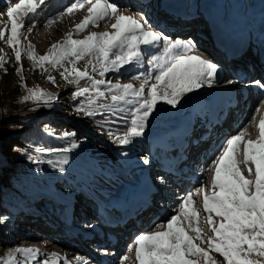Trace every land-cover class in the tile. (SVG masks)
<instances>
[{
	"label": "rangeland",
	"instance_id": "rangeland-1",
	"mask_svg": "<svg viewBox=\"0 0 264 264\" xmlns=\"http://www.w3.org/2000/svg\"><path fill=\"white\" fill-rule=\"evenodd\" d=\"M194 1L199 4L203 0ZM18 2L19 0L12 3H9V0H0V13L4 14L0 16V28L7 26L10 29L11 25L6 12L9 7ZM121 2L122 0H119V3ZM71 4L72 2L68 3L69 6ZM129 4L132 6V2ZM192 4H194L193 0ZM4 5L5 7L2 8ZM53 5L54 3H50L48 8L46 3L42 5L46 10L37 15H31V19L26 20L25 29L20 30L18 34L20 41L18 47L21 51L19 64L15 59L13 49L7 43L10 33L6 31L5 37L0 39V57L6 60V63L0 65V186H2L0 188V259L6 264H45V261L47 264H57L60 253L64 252H58L55 250L57 247L47 245L50 241L47 238H40L36 242L35 240L38 238L35 236H38L37 232L39 231H35V235L33 233L35 229L30 228L32 226V228H42V224L46 225L48 231L45 234L53 239V246H60L58 240L66 241L68 237L55 239V236H62L53 226V221L48 222L45 216L49 220L55 219L59 222V230H64L67 226L77 229L78 226L88 228L89 225L100 224L99 216L96 221L90 212L93 211L91 210L92 201H89L91 199L88 200V198L96 199L97 194L100 195L99 191L112 195L125 179H127L125 183H131L129 181L132 180V173L131 177L128 176L130 167L122 163L121 154L142 152L141 145L137 144L135 137H132L131 143L127 145H122L117 139V137L125 135L131 127V119L135 110L132 105L124 102H118V106L114 105L111 100L112 92L105 85H100L99 88L100 91L106 93V98H98L91 81L81 79L78 83L69 82L75 79L74 76H69L67 81L63 79L61 73H64L65 68L71 72L73 63L69 61L74 58L65 61L63 67L55 68L47 62L42 68L40 65H34L33 61L28 58L27 53L30 50H34L37 57L46 55L51 45L64 40L69 32L73 33V39L83 40L93 32L111 33L114 31L112 25L115 23V19L113 18L107 19V22L99 21L98 26L89 24L84 31L77 33L75 26L88 15L89 5L86 4L81 9L82 11L76 10L72 14V19L65 20L63 18L60 24L54 22L55 18L60 16L52 10ZM174 6H178V4ZM118 7L124 8L123 6ZM120 8L118 9L122 14L133 15L132 17H136L135 19L142 24L145 20L147 21L144 14L140 15ZM180 19L182 20V18ZM187 22L195 27L200 20L197 18ZM28 26H31V31L27 30ZM62 27L69 31L67 30L66 34L57 35ZM29 45L32 46L31 49ZM147 52L148 49H145V64L149 58ZM89 60L92 61L91 64L88 63ZM103 62L102 56L93 54L76 62L75 67L81 71L87 70L93 79H105L113 84L121 85L131 83L136 89H139L140 81L132 80L130 77L148 74L147 70H143L140 66H134L135 68L127 69L128 73L124 75V78H120L118 73L115 74V71L108 72L101 77L99 72ZM93 65L96 71L92 70ZM18 68L22 69L19 74ZM64 74L67 75V73ZM49 77H53L55 83H52ZM84 87L92 89L91 93L84 96H73V92ZM37 89L43 90L47 96L42 100L29 98L25 101L24 98L30 96V90ZM157 105L166 106L167 104L159 101ZM81 108L84 111H78ZM120 108H123L124 111H120ZM87 111H92L95 115L88 117L85 115ZM20 116L24 118L36 117L35 119L25 118L23 128L21 126L14 127L11 124L6 125L10 120ZM30 129H33V132H27ZM65 132L75 133V135L64 138L63 133ZM116 142L118 145L115 144ZM73 143H76L78 147L72 148ZM113 144H115L114 147H117L116 149L112 147ZM120 145L121 147H119ZM63 147L70 148V151L49 155L35 150L36 148ZM133 147L134 149H132ZM143 153L146 154L145 149ZM50 160L52 163H48ZM65 160L66 163H64ZM52 167L56 170H52ZM60 168H63L64 171L60 172ZM66 172H70L73 177ZM84 187L86 190L81 191ZM5 188L13 189L14 193L6 196ZM63 205H66V208ZM72 215L75 216L73 221H77L74 222L76 225L65 224L62 219L72 217ZM138 216L145 220L141 215ZM51 231L55 234L54 236L51 235ZM95 232L91 233L99 234V232ZM209 236H211L210 233L205 235L206 239L202 246L205 249L208 247L207 238ZM28 248L38 251L35 255H26L18 251V249ZM78 250H75L76 256L80 254ZM210 255L219 256L214 252H210ZM83 256L89 258V253L88 256L87 254ZM190 259L195 260L196 257L193 256ZM68 260L76 261L74 257H66V261ZM66 261L63 264H67ZM120 261L122 259H119L118 262Z\"/></svg>",
	"mask_w": 264,
	"mask_h": 264
},
{
	"label": "snow or ice",
	"instance_id": "snow-or-ice-1",
	"mask_svg": "<svg viewBox=\"0 0 264 264\" xmlns=\"http://www.w3.org/2000/svg\"><path fill=\"white\" fill-rule=\"evenodd\" d=\"M45 3L46 0H19L7 9L6 15L11 27L0 28V39L5 37L6 31L10 33L7 43L13 49L18 64L21 60L18 34L20 30L25 29L26 20L31 19V15ZM86 4L89 5L88 15L75 26L77 33L84 31L89 24L98 26L99 21L107 22V19L113 18L114 31L93 32L83 40L73 39V33L69 32L63 42L52 44L46 55L37 57L34 50L28 51L27 55L34 65H40L42 68L46 62L54 68L63 67L65 61L74 58L69 61L73 63L71 72L65 68L64 73L67 75L61 73L66 81L69 80V76L75 78L69 82L78 83L81 79L91 81L98 98H106V93L99 88L100 85H105L112 92L111 100L117 106L118 102L133 104L134 101L139 100V105L133 112L131 127L125 135L117 137L122 145L131 143L132 137L143 134L146 122L159 101L175 108L188 93L204 85L211 87L213 83L218 82L217 64L193 54L197 48L191 40L171 42L160 32L145 30L144 24L132 16L122 14L118 6L110 0H75L66 9V13L72 14L74 10L84 8ZM3 15L0 13V16ZM27 30L31 31V26H28ZM162 41L165 44L163 53L151 54L146 61L150 66L148 74L130 77L132 80L140 81L139 89L134 88L131 83L121 85L105 79H93L87 70L81 71L75 67L76 62L93 54L103 57L104 62L99 72L101 77L111 71L119 72L126 65L143 66L146 53L142 46L159 47ZM31 47L29 45L30 49ZM4 63H6L5 58L0 57V65ZM88 63L91 64L92 61L89 60ZM21 70L17 69L18 74ZM92 70L96 71L94 65ZM49 80L55 83L53 77H49ZM259 86L264 88V84ZM91 91L89 87H84L73 92V96H84ZM46 96L43 90L37 89L30 90V96L24 99L25 101L29 98L42 100ZM119 110L124 111L123 108ZM78 111L84 110L81 108ZM255 111L259 113L260 109L257 108ZM85 115L92 117L95 113L87 111ZM258 132L259 135L254 141L243 139L246 128L229 137L225 141L226 147H222V151L215 155L211 164L205 169L206 172H212L214 169L211 194L204 186L195 190V195L203 197V211L207 214L205 223L212 233L207 238V249L194 243L195 240L204 243L203 229L194 223L200 210L194 207V194L188 193L181 200L177 215L171 216L164 223L153 225L147 233L135 238L137 264H264V118L259 121ZM74 135L75 133H63L64 138ZM241 144H243L244 169L239 166L237 160V150ZM71 147L76 148L78 145L73 143ZM35 150L51 155L69 152L70 148H36ZM66 162L65 160L64 163ZM144 163L148 164L149 161L145 159ZM249 165L255 166V179H247L243 174L245 170L249 175L253 174V168ZM59 171L63 172L64 169L60 168ZM213 214L219 219L214 220ZM18 251L26 255H35L38 250L28 248ZM131 252L130 248L129 253ZM210 252L218 253L219 256L214 257ZM105 254L107 255V252ZM193 256L196 257L195 260L190 259ZM76 259L82 260L81 257ZM121 259L127 262L131 256L126 254Z\"/></svg>",
	"mask_w": 264,
	"mask_h": 264
},
{
	"label": "bare ground",
	"instance_id": "bare-ground-1",
	"mask_svg": "<svg viewBox=\"0 0 264 264\" xmlns=\"http://www.w3.org/2000/svg\"><path fill=\"white\" fill-rule=\"evenodd\" d=\"M14 1L15 0H11L10 2L9 0V3H12ZM110 1L113 3H118L117 6H121V7L123 6L126 10L133 11L136 14H140V15L144 14L146 15V17H149L151 19L152 14L148 12L147 8L145 9L144 4L149 5V8L151 7V9H153L155 2L158 0H147V1H142V2L140 1L137 2L138 0H132L131 1L132 6H130L131 4L128 3V0H122L121 3H119V0H110ZM263 1L264 0H251V2L247 0H203L199 4H197V7L201 9L202 13L197 9L188 8V4L192 3L191 0H170L168 3H165V0H164V2L162 1L163 2L162 4H165V7L169 9V11L173 10V12H178L182 10V13L179 16L181 18L185 16L184 19L188 18L191 22L197 18L199 19L202 18L203 20H208V19L215 20L216 18L219 19L222 15H225L226 13L224 11L223 3H228L230 7V12L226 13V19L220 21L217 27L215 28L217 29L219 33L217 38L220 41L227 40L229 36H232L231 34H228L227 32H231L232 30H237L234 34H237L238 38L241 40V43L235 47L233 45H231V47L229 46L230 52L232 51L237 52L239 51V48L241 51L245 50L246 47H245L244 40H245V35L247 34L244 33V31L241 30V28L236 29V25L243 24L244 20L247 17L250 18L252 15H255V12H252V11H256L260 9L263 5L262 4ZM70 2H72L73 4L75 0H46V7L48 8V5L50 3H54L52 10L55 11L60 16V17L55 18L56 19L54 21L55 23L58 22L60 24L63 18L65 20H68L70 18L72 19L73 17L72 14L76 10H74L72 14L66 13V9L70 5V4L68 5V3ZM175 4H178V6H174ZM128 6H130L129 7L130 9H128ZM3 7H5V5L2 6V8ZM124 8L123 9L120 8V9L124 10ZM45 10L46 9L43 6H40L37 9V12L32 15L33 16L37 15L38 13L43 12ZM207 22H210V20H208ZM143 24L148 27V28H145L146 30H155L157 32L160 30H163V32H165V34L168 35V33H166L168 30L166 28H161L158 25H156L153 19L149 21L145 20ZM232 26H234L235 28L234 27L230 28ZM67 30L69 31V29L62 27L59 29L57 35L66 34ZM176 30H179L180 33L184 35L181 41H188L187 40L188 36L186 35L185 31H182V28H176ZM192 31L193 29H190L188 32H192ZM203 31H206V30H203ZM196 35H197V32H196ZM64 40H60L59 42H63ZM169 41L174 42L175 40L169 39ZM142 47H144V49H148L147 53L149 54V56L151 54L160 55L164 51L165 44L162 41L159 47H148V46H142ZM200 52H204V50L199 49L195 51L193 54L199 55L204 59L210 60L207 56H204ZM225 52L227 53V51ZM244 56H245V52L238 54L236 57L232 59L233 63L241 65L244 61L243 59ZM134 66H140L141 68H143V70L145 71L147 70L149 72L150 66L148 64H145V67L139 64H135L131 66L126 65L119 72H115V74L118 73L120 78H124V75L128 73L127 69L131 67L135 68ZM222 81H224L223 76H219L218 82L213 83L211 87L204 85L200 89L192 93H188L185 97L182 98V101H180V103L175 108H172L170 105H166V106L156 105V109L154 110L153 114L148 118V121L146 122V125L143 129V134L139 137H135L137 144L141 145L140 148L142 149V152L141 151L139 153L125 152L121 154L122 163L130 167V170H128V176L131 177V173H132V180L131 181L128 180V181L131 183H125V181L127 180L125 179L123 180V183L120 185V187L117 188V190L113 192L112 195H110L109 193V194L99 196V197L94 196L99 201V203L97 204L99 207L93 206L92 209L90 208L93 211H90V212L94 216V219H96V221H97V217L100 215H107V217L115 216L117 213V211L115 210L117 208L120 209L123 206H126V204L129 202L130 199L139 200L142 197H145L149 195L150 193H153L155 190L150 192V186H153V185L154 187H156L157 193H159L160 191L161 192L164 191L165 194H170L174 196L173 199L176 198L175 196L178 197L177 195L178 193H176L175 188L172 186L179 187L182 190L183 195L181 198H177L178 201L179 200L181 201L182 199H184L188 193L194 194L195 190L201 186H204L206 188V191H208V193L211 194V191H212L211 179H212L214 169L212 172H207L205 177L199 178L200 180H197L191 174H190L191 178H189L188 174H186L185 172H182L180 176H177V177H181L182 181L178 182L174 178L172 179V181H169L167 178H164L162 175L163 173H166V174L169 173V169H166L164 166L161 169L162 173L149 172L148 164L144 163L145 153L143 152L145 149L146 151L145 159L151 160L152 163L167 162V161H170L173 158V155L177 153L179 150L185 149L184 153H182V151L178 153L179 158H180V155L184 156L186 154V148L192 147V149H194L196 152L203 151L205 153L206 160H203L202 163L205 164L206 166H209L213 158L215 157V155L222 151V147H226L225 141L229 137L236 135L240 130L246 128V135L243 137V139L249 136V140H252L254 137V134H252L253 133V119L258 115V119L256 120L255 125H254L258 127L260 119L264 118V92L260 93L258 97L256 98L254 104L251 105L248 108V110L243 113L242 122L240 125L237 126V128L231 130L229 127H226L224 124H222L220 120L212 123L210 126H207L208 124L206 123L210 117L217 115V118H219L221 116V113H218V112H220L224 108L223 102L228 101L227 98L232 91V89L229 86L223 85ZM130 105H132V107L134 108L137 107L139 105V100L134 101L133 104H130ZM257 108L260 109L259 113L255 111ZM175 120L180 123V128L175 129V130H168L166 128L165 122L175 121ZM196 124L197 126H200V127H197ZM214 126L220 127V136L211 133V130L214 128ZM196 132H198V135L194 136ZM220 137L224 139L221 141L219 140ZM203 141L212 145L213 149L203 150L204 149V147L202 146ZM115 144L118 145L117 142ZM115 144H113L112 147H114ZM119 147H121V145ZM134 147L132 149H134ZM114 148L116 149L117 147H114ZM191 152L187 151L188 154H190ZM191 157L193 158V156H188V158H191ZM242 158H243V144L238 146L237 160H238L239 166L242 169H244L245 165L241 161ZM178 173L179 172H177L176 175H178ZM243 174L245 175L247 179H250V180L255 179L254 172H253V176H250L246 170L243 172ZM222 175H223V172H222ZM171 182H175V185H171L172 184ZM82 190L84 191L86 190V188L84 187L83 189H81V191ZM193 199L195 200V204H194L196 206L195 208L199 209L200 210L199 215H202L204 213L202 195L197 196L194 194ZM88 200L92 201L91 202L92 204L94 202L97 203L93 197L88 198ZM64 203L69 204L66 202ZM63 206L64 208H66V205H63ZM159 210L156 211L155 214H150V212L144 209L143 213H146V217H151V220L144 221L140 219L139 216L135 218L131 217L130 218V222H131L130 228L126 227L125 225L120 227L121 231L124 234V240L118 241L122 251H120L118 257L114 258L112 262L113 264H137V262L135 261V244H134L135 238L140 234L147 233L153 225L157 223H164L171 216L176 215L174 213H171L169 215H164V212H159ZM205 214L206 213H204V215ZM213 215H214V220L219 219L218 217L215 216V214ZM153 218L154 220H152ZM197 218L200 219V216H198ZM46 219L49 220L48 218ZM109 222H114V221H109ZM194 223H196L197 226L203 229V232H202L203 239H206L205 235L207 233H210V235H212V233L208 230V226L206 225L205 220L196 221ZM115 224L116 223L110 224V225H115ZM32 227L30 229H35L34 231H40L37 233H39L38 235L42 236L41 238H44V239L47 238V240H50L47 243V245H49L50 247H59L60 249L65 247L62 244H60V246L59 245L53 246L54 244V242L52 241L53 239L51 238L49 239L48 237H45L48 235H46L45 232H42V231L43 230L48 231L46 225L44 226L42 224V228H39V227L32 228ZM96 231L97 233L98 232L100 233L98 229ZM51 234L52 236L55 235L52 231H51ZM59 234L62 237L55 236V239L69 237L68 243L70 245L74 247H78V246L82 247V244H81L82 239L79 238L78 234H76L74 231L66 230L64 232V230H60ZM190 235H195V233H190ZM96 236H100V234L89 235L88 237L95 238ZM35 237L38 238V240H35L36 242H38L40 240V237L39 236H35ZM194 243H196L198 246H201V247L203 246V243H201L200 240H195ZM33 246L37 247L36 245H33ZM130 248L132 249L133 253L132 252L129 253ZM55 250L58 251L57 248H55ZM88 253L89 252L82 254L80 252V254L76 256L77 252H75V248H74V250L72 249L68 253H65V252L60 253V257H59V260L57 261V264H63L64 261H66V257L67 258L74 257L75 259L76 257L82 258V260L80 261H78L77 259L76 261L68 260L66 261L67 264H85V262L86 264H101L100 262H98L97 258H95V256H93L91 253H89V258H86L85 256H83L86 254L88 256ZM126 254H129L130 256L132 255L131 256L132 258L127 262H123V261L118 262L119 259H121ZM90 256L92 258H90Z\"/></svg>",
	"mask_w": 264,
	"mask_h": 264
},
{
	"label": "trees",
	"instance_id": "trees-1",
	"mask_svg": "<svg viewBox=\"0 0 264 264\" xmlns=\"http://www.w3.org/2000/svg\"><path fill=\"white\" fill-rule=\"evenodd\" d=\"M33 117V118H32ZM32 117H25L26 119H35L36 116H32ZM38 117V116H37ZM25 118L23 116H20L19 118L16 117L14 118V120H10L9 123H6L7 124H11V126H14V127H18V126H21L22 128L24 127V122H25ZM48 118V117H47ZM8 121V120H7ZM12 123H15V124H12ZM27 132H33V129H30V130H27ZM34 176V175H33ZM2 186H0L1 188ZM19 192V191H18ZM5 194H7L6 196H9L11 195L12 193H14L13 189L10 190L9 188H5ZM0 264H6L5 261L1 260L0 259Z\"/></svg>",
	"mask_w": 264,
	"mask_h": 264
}]
</instances>
